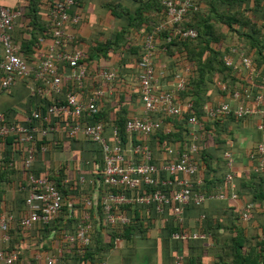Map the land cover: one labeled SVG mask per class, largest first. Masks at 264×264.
<instances>
[{"label": "crops", "instance_id": "1", "mask_svg": "<svg viewBox=\"0 0 264 264\" xmlns=\"http://www.w3.org/2000/svg\"><path fill=\"white\" fill-rule=\"evenodd\" d=\"M55 1L57 0H0V5L10 9L11 11L19 12L18 17L15 20L13 30L14 36L19 45L31 44L33 43L32 40L34 35H41L42 30H44V33L45 31H48L47 34L45 33V42L43 43L42 48V52H45V54L35 55L34 57L32 56L33 59L30 61H27L25 57H22L30 65H37L39 63L38 61L46 56L48 50L50 49L49 46L54 44L49 33L51 31V8ZM78 1V10L81 14V21L78 25L73 27L68 26L67 29H65L68 37L64 45H66L65 49H67V52L73 53L83 51L85 53V65L88 67V72L84 87L79 89L72 80H69V76L72 75L73 69L68 68L69 70L67 69V72L64 74L65 77H63V81L68 82H64V84H67L65 88L68 89L71 87V90H68V93L77 94L79 98L85 99L89 96H93L94 91L97 88L103 89L107 92L109 86L114 87L111 93H106L105 101L107 102H105L103 106L107 107L108 111H110L108 118L110 122L117 118V110L121 108L127 109L128 118H142L144 116V106L141 102L140 96L138 79L139 70L137 62L140 53L145 50V42L149 36H151L154 40L155 49L152 53L153 64L157 71V77L160 81L162 90H174L176 82L175 75L179 73V66H177L178 61L176 58L165 54V47L157 49V45H161V43L157 44L153 35L154 27H156V24H153V19L157 18V5L158 3H162V0ZM1 54L2 49L0 47V55ZM232 60L234 67H240L242 65L241 60L237 55L233 54ZM109 69L113 70L117 74L118 80L116 81V86L115 83L110 85L102 78L103 71ZM239 70L237 69L236 71L241 73H239V75L242 78V82L245 81L248 85L243 90L242 97L245 102L244 106L254 108L255 97L259 94H264L263 88L255 90L258 88L255 80L259 77L258 75H255L256 77L253 79L254 75H251L248 70L242 67H240ZM35 79H18L2 97L0 96V112H6L7 110L15 111L16 117H14L13 120V124L15 125L24 124L25 118L30 115V113L37 112L41 106H44V101L47 100L51 104L56 102L54 94L50 92H47L44 95L32 93L30 87L36 86L37 88H42L43 90L47 87V78L39 80ZM239 87L243 89V84L239 83V85H235L234 88L239 92ZM208 92V96H205L208 99L205 106L213 105L217 102H230L234 109H237L240 106V104L238 105V100L234 99V94H229L226 82H222L220 80L216 81L215 84L211 86V89H208ZM178 93L180 92H177V94ZM177 100L180 106L183 105L178 99V96ZM28 110H30V113ZM39 113L42 114L43 112L39 111ZM43 115L45 116L46 112H44ZM231 117L234 116L231 115ZM222 118L223 123L218 125V127H213V129L208 132L204 146H202L201 149L203 150V155L210 165V169L208 170L212 172L211 177H224V182L221 186L222 188H219L218 191L220 190L221 193H226L227 196L231 193L237 194V191L241 190L242 195L240 198L238 197L237 199H232L229 197L227 201V205L236 206L235 212L233 213V215L236 213L237 217H239L236 220V223L243 225V227L250 226L249 220L247 221L243 219V212H246L249 219L253 217L254 220L252 219V224L257 227L258 223H264V202L262 203L263 205L254 203L251 200L253 195L248 194V192L253 191L252 193H254L253 188L258 187L259 180L258 177H253L254 173L263 175L264 180V172L255 171L257 160L254 157L256 147L258 145L256 138L258 137V130H260L259 126L264 122V115L253 114L246 117L244 120H237L235 117L236 122H233V120H231L227 115H222ZM41 123L42 122L40 121L36 123V127L38 129L41 127ZM74 123L75 119L69 117H50L48 122H43L46 126L49 125L54 127V130L49 131L46 136L51 139V149L49 153L39 154V157L35 160V165L37 168L43 169V172H41L42 174L47 173L49 176H56L61 173V175L65 176L63 182L64 184H68L67 187L70 189L67 200L71 204L72 215L75 216L71 224H69L68 220L65 219L62 221V225L60 227L62 229L59 228L55 231L52 230L50 235H48L47 238H44L43 241L45 242L46 247L43 248V251L47 250V247L50 245H52V251L56 249L58 250V247H60L61 244H57V241L63 230L70 231L72 234L76 233L77 226L82 220L78 221V218L80 217L79 215L85 211V207L82 205L84 203V199L88 197L81 192V190L85 188V185H81L79 178L84 177L85 174L91 176L92 173L89 174L87 168L93 164L95 159L99 158L97 148L100 147L97 143L90 141L88 137L83 135L75 137L69 136L68 132L73 127ZM110 130L111 129H107L105 137L110 143H112L113 141ZM218 132H220L219 138L221 141H217L212 136V133L215 135L218 134ZM36 134L37 138L43 137L38 130ZM143 137L144 136L141 135L136 138L145 140V137ZM9 138L12 137H6V139L0 143V147L3 148V152L6 151L5 153H2L3 155H1L3 157L2 163L4 166L2 165L0 169H9L8 167H13L14 170L11 169L9 172H18L23 168V165L28 157V152L25 151L24 146H21L19 142L16 143L17 145L15 147L11 148L8 145L9 143L6 142ZM9 142H11V139H9ZM152 145L155 152L156 162L158 164H162V162L167 159V154L164 149L160 150L159 147H157V140L152 142ZM126 148V155L133 159V143L128 140ZM9 149H11L10 152ZM11 151H13V154H10ZM225 153H230L234 160L230 171L226 166ZM200 163L202 169L204 170L199 174V178L202 179L203 174L205 175L206 173L205 170H207V166L203 160ZM5 164L8 165L7 168L5 167ZM96 168L99 169V166ZM98 171L94 173L97 174ZM225 171H227V173L224 175ZM230 172L233 175V180L228 182L226 180V176ZM2 175L3 173L0 171V211L4 216H12L9 215V211L13 212L15 206V211H17L19 201L22 198V194L19 192L23 191H19L18 181L23 179V181H25L26 179L25 185H27L28 176L30 174H28L27 177L24 176L22 179V175L17 173L14 178H9L8 182L6 181V176L1 179ZM55 178L61 180L60 175ZM243 185H245V188H242ZM74 187L75 189H73ZM146 192L145 186H143L139 189L132 190L131 196L137 197ZM262 192L264 195V186ZM213 193L219 194V192ZM98 195H100V192L95 191L92 193L91 198H88L91 202H93L95 198H98ZM212 198L213 197H211V199L207 198L201 208L191 207V209L186 211L184 214V224L186 227L185 233L191 235L205 234L200 232L203 221L202 214L210 213L215 217L222 215V217L228 221L227 225L221 230V233L226 234L223 238H228V236L232 237L230 231L232 228L230 220L233 219V215L231 216V213L227 215L223 214V212L226 211V208H224V210H218L217 212V208L215 207L216 201L214 200H218V198ZM228 209L229 208H227V210ZM156 214L157 217L152 219L153 223L149 229L154 232L148 235L150 240L143 241L142 239H136L131 242L128 241L129 243L127 244L122 240L120 243L121 245H118V249H116L115 253L112 254L113 256H111V264H173V262H167V255L161 253V244L163 239H161L160 235L162 228L165 225H175V222L177 221L174 220L172 213V219H170V215L166 214V216L164 211H156ZM97 224L98 226H101L99 223ZM98 226L94 229V236L103 233L107 238L108 234L104 232L106 227L103 226L104 229H102V227ZM72 229L74 230L73 232L71 231ZM251 233L250 235L252 238L249 233L248 236L251 240H253L255 239V235L253 236ZM259 233H261V230ZM27 234L28 233L24 234L26 237L23 240V248L25 250L30 248L28 247L29 245L32 246L33 249L40 248L42 246H39L37 242V239L41 238L40 232H38V234H36L33 238V233L30 237ZM72 234L65 235L64 237ZM154 234H156V236ZM205 235H207V237L201 243L204 249L201 262L202 264H216L217 247L214 244L215 240L211 234ZM155 237L157 241L153 242ZM6 244L7 243L2 245V247ZM147 245L151 250L156 247L155 253H153L150 261H148L150 258L144 254ZM130 248L135 249L136 253L129 254ZM52 251L48 250L47 253L37 252L38 254L35 255V259L42 260L44 264V262L46 263L47 256L54 257L56 255V253H53Z\"/></svg>", "mask_w": 264, "mask_h": 264}, {"label": "trees", "instance_id": "2", "mask_svg": "<svg viewBox=\"0 0 264 264\" xmlns=\"http://www.w3.org/2000/svg\"><path fill=\"white\" fill-rule=\"evenodd\" d=\"M58 1V0H57ZM165 0H162V3H158L157 5V18L153 19V24H156L154 27L153 35L155 41L161 43V45H157V49H162L165 47V54L176 58L178 61L177 66H179V73L185 79V88L183 91H179L177 94L178 99L181 101L183 105H181L180 115L177 116H161L159 117L163 120L162 127L154 131L149 136H144L145 140L137 139L136 137L141 136L142 134L136 133H127L125 131L126 121L130 118L127 117V109L121 108L117 113V118L110 122L109 113L107 107H103L106 95L99 99L98 101V111L96 114H85L82 119V122H87L88 124H96L97 122H103L105 129H112L116 127L119 132V136L123 142V148L127 151L126 143L131 141L133 143V147L136 144H146L148 145L150 151L153 154V163L156 162L155 152L152 148V142L155 140L158 141L157 147L159 149H164L167 154V159L164 161H168V151L170 149L179 150V153L184 152L185 143L189 140V132L190 126L188 124V119L190 117L195 116L199 121L201 126L200 129V141L198 143L199 149L198 154L195 156L197 160L198 170L191 179L196 182L199 179V174L204 171L201 167V161L207 162L205 156L203 155V150L201 149L204 146L206 141L208 132L213 129V127H218L221 123H223L222 115L217 116L215 118H211L206 116L204 111V106L208 102V99L205 96H208V89H211V86L215 84L216 81L220 80L222 82H226L228 92L230 95L238 92L235 89V85H239V83L243 84V89L238 88L239 93L241 95L240 100H238V105L244 106L245 102L243 99V90L248 85L245 81L242 82V78L240 77L238 71L234 70L233 66H227L224 57H232V48L239 49L243 51V53L253 59V67L256 69L257 75L259 78L255 80L257 87L255 90H259V88H263V76H264V0H196L195 6L196 9L192 6L191 8L186 10V13L181 16H177V13H172L170 10V6L164 3ZM56 1L54 2V4ZM53 4V5H54ZM79 1L69 10V20L62 27L63 35L60 36L59 40H61L60 47L58 52L65 51L66 39L68 37L65 29L68 26L73 27L79 24L81 21V14L78 10ZM179 5L177 6V10L179 9ZM152 11V10H151ZM76 12V13H75ZM78 15L80 17L78 22L73 21V17ZM51 24V22H50ZM51 31L49 33L51 40L56 41L58 39L57 36L54 35V30L52 25H50ZM189 29H193L196 31L197 36L195 38L185 37L179 30L186 31ZM48 32V31H47ZM45 31V33L47 34ZM150 32V31H149ZM44 30L41 31V35H34L31 44L28 45H19L17 43V39L14 36V31L12 32V42L17 47L18 53L21 57H25L27 61L32 60V56L35 55H44L45 52H42L43 43L45 42ZM47 38V37H46ZM51 46V45H50ZM49 46V47H50ZM1 47V45H0ZM2 49V47H1ZM3 50V49H2ZM57 51V50H56ZM48 50L45 57L41 58L38 62L40 63L42 60H45L48 56ZM142 53L139 55L138 62L142 58ZM3 60V51L0 55V61ZM153 61V59H152ZM82 62H85L83 59ZM154 65V64H153ZM234 65V64H233ZM58 76L63 79L64 74L67 72V69H72L67 63L59 62L57 65ZM68 69V70H69ZM139 70V67H138ZM86 71L88 72V67L86 66ZM86 72V76H87ZM140 73V72H139ZM238 74V75H237ZM241 74V73H240ZM174 75V74H173ZM4 72L0 71V96L2 97L7 91L1 89V82L4 78ZM256 76H253V79ZM31 78L35 79L34 76ZM244 78V77H243ZM22 80H29L23 79ZM19 79V80H21ZM18 80V79H17ZM15 80V82L17 81ZM39 80V79H35ZM118 78L116 79V81ZM116 81L115 86L117 85ZM65 81L62 80L61 84V92L59 94L54 95L56 98V102L54 104H64L66 103V94L68 90H71V87L68 89L65 88L67 84H64ZM68 83V82H65ZM14 84V83H13ZM69 86V84H68ZM140 88V83H139ZM115 91V90H114ZM70 92V91H69ZM220 92V91H219ZM242 92V93H241ZM257 93V92H256ZM113 95V94H112ZM140 96H141V88H140ZM104 99V100H103ZM103 100V102H102ZM102 102V103H101ZM100 103V104H99ZM192 104V107H187V104ZM44 106L39 108V111L43 113L46 112L47 107L51 105L49 101L43 102ZM245 107V106H244ZM31 110V109H30ZM30 110L28 112L30 113ZM33 113V112H32ZM42 113V114H43ZM24 114V113H23ZM31 114V113H30ZM0 115L3 116V119L7 123H13L15 116V111L7 110L6 112H0ZM232 114L229 115L230 119L235 121V117H231ZM246 117L239 118L236 117L237 120H244ZM56 119V118H53ZM41 127L38 129L39 133H41L42 128H45L46 125L41 123ZM260 126H263V129L258 130L257 139V147L255 154L257 155L258 146L261 143H264V122L261 123ZM170 130L167 132V130ZM137 135V136H136ZM47 136V135H46ZM40 137L37 138V134H34V158L33 163L30 167H26L25 163L23 168L20 171L9 172V170L13 169V167H8L5 164V167L9 169H0L3 175L1 177L4 178L6 176V181H9V178L12 179L20 173L22 175V179L24 176H28V174L36 175L39 177H44L50 180L57 186L59 191L62 194V206L57 215V217L48 224L36 222L30 227H23L20 224V220L22 216L29 215L30 211L28 210L25 202L27 198V193L25 191L19 192L22 194V198L19 201L18 210L15 211L16 206L14 207L13 212L9 211V215H12V220H6V225L4 228L0 227V232L9 236V241L4 247L5 254L15 253L17 255V259L15 260V264H43L42 260L35 259V255L37 252H46L48 250L52 251V245L47 247V250L43 251V248L46 247L44 238H47L48 235L52 232V230H57L61 227L62 221L65 219L68 220V223L71 224L74 217L71 211V204L67 200V196L69 194V190L67 185L64 184V177L61 176V180L55 178L56 176H49L47 173L43 172V169L37 168L35 165V160L39 157L38 155L41 153H49L51 149V139L48 137ZM143 136V135H142ZM213 138L217 141L220 140V132L218 134L212 133ZM143 137V138H144ZM6 139V138H5ZM11 139V142H9ZM6 140L8 145L12 148L15 147L19 142L18 137L14 136ZM90 139V138H89ZM3 141V140H1ZM90 141H92L90 139ZM221 141V140H220ZM178 142V143H176ZM100 147V146H99ZM42 148H45V151H42ZM11 149H9L10 152ZM6 152V151H5ZM3 148L0 147V168L3 163ZM10 154H13L11 151ZM97 154L99 155L98 159H95L91 166H88V173H92L91 176L85 174L84 178L86 182L81 185H85V188L81 190L82 194L91 198L92 193L95 191H99L100 195L98 198L93 200L91 207H86V204L83 203V207H85V211L79 215L78 221L81 220L84 215L90 212L92 228L89 232L90 243L85 246L83 249V254L78 252V249L81 247L78 243H71L67 240L65 235L72 234L70 231L63 230L57 244H61L58 247V250L52 251L55 252L56 255L54 257L55 261L53 264H111V256L115 253V250L118 249V242L125 241L126 244L134 241L136 239L150 240L148 235L150 233H154L152 230H149L152 225V219L157 217V205H140V204H130V205H120L114 206L113 212L124 214L129 222L126 224H116L115 226L109 224L106 221V217L104 215V211L102 208V202L105 194L108 191H117L116 189H108L103 185V170H104V161H103V152L101 148H97ZM128 157V156H127ZM134 158L136 161L141 159V156H137L134 154ZM4 166V165H3ZM99 166V169L96 167ZM207 170L205 175L203 174V178L201 179V183L199 185H195V192L204 193L209 199L211 197L216 198L217 195L221 194L220 190L222 188L224 182L223 178L211 177L212 172L210 169V165L206 163ZM258 163H256V167ZM14 170V169H13ZM99 170V171H98ZM229 170V169H228ZM95 174L94 172H97ZM230 171V170H229ZM51 172V171H48ZM53 172V171H52ZM227 171L224 172V175ZM63 176V178H62ZM258 177V187L253 188L254 193L251 191L248 194H252V201L256 204H262L264 202V195L262 194V189L264 186L263 175H258L256 173L253 174V177ZM24 180V179H23ZM19 180L18 189L21 191V187L26 184L25 181ZM91 182V183H89ZM76 187V185H75ZM75 187L73 189H75ZM245 188V185L242 186ZM120 193L124 192L127 195H131V191L129 189L120 190ZM145 190L149 191L150 188L145 186ZM213 192H219L213 193ZM238 197H241V190L237 191ZM217 194V195H215ZM225 196L223 199L214 200L216 201L215 207L218 210H224L223 214L227 215L231 213V216L235 212V205H227L228 198L230 195L226 196V193L222 192ZM86 197V198H88ZM212 198V199H213ZM233 199V198H232ZM226 201V204H225ZM224 202V203H223ZM204 205H195L194 203H190L185 207L184 214L191 207L201 208ZM263 205V204H262ZM172 205L170 207L166 206L164 208V214L173 215ZM87 208V209H86ZM227 208H229L227 210ZM1 214V211H0ZM78 214V213H77ZM166 215V216H167ZM201 231L205 234H211L214 238L215 246L217 247V261L216 264H264V223H258L257 227L252 224V219L248 218L249 225L243 227V225H239L236 223L237 217L236 213L233 215V219L230 220L231 223V235L228 238H223L225 233H221V230L224 226L227 225L228 221L222 217V215L215 217L210 213H203ZM253 215V213H252ZM10 217V216H9ZM174 217V215H173ZM244 219V218H243ZM175 220V217H174ZM247 220V221H248ZM254 220V219H253ZM77 221V222H78ZM176 221V220H175ZM99 223L101 226H98ZM179 223V222H178ZM175 222V225H165L161 231V239H163L161 248L162 254L167 255V262L173 264L178 261L180 264H202L201 260L203 258V239L193 240V239H184L181 236L178 238L174 237V234L179 233V235H183L186 232L185 230V222L179 223ZM106 227L104 231L107 235L100 233L99 235L93 234L95 227ZM104 226V227H103ZM62 229V228H60ZM261 230V233H259ZM32 231V232H31ZM74 231L73 229L71 230ZM40 232V236L42 240L37 239L38 245L40 248H32V246H28L27 250H25L23 240L26 237L24 234L30 237L32 234V238L36 236ZM252 232V233H251ZM66 233V234H65ZM250 233L254 236L255 239L251 240L248 236ZM156 236V234H154ZM251 236V235H250ZM152 237V236H151ZM252 238V236H251ZM64 239V240H63ZM153 242H156V237ZM33 240V239H32ZM129 241V242H128ZM145 244V243H144ZM197 244V245H196ZM199 244V245H198ZM144 246V245H143ZM156 247L154 249H150L147 245L145 253L150 261L152 259L153 253H155ZM144 250V248H143ZM131 251V252H130ZM157 251V250H156ZM136 253L135 249L130 248L129 254ZM182 257V259H181ZM177 258H180L177 260ZM182 260V261H181ZM42 261V262H41ZM0 264H3L0 261ZM44 264H47V262Z\"/></svg>", "mask_w": 264, "mask_h": 264}, {"label": "built area", "instance_id": "3", "mask_svg": "<svg viewBox=\"0 0 264 264\" xmlns=\"http://www.w3.org/2000/svg\"><path fill=\"white\" fill-rule=\"evenodd\" d=\"M196 0H165L164 3L169 5L172 13H177L179 17L186 13V10L195 6ZM77 3V0H58L51 9V25L54 30V35L58 37L54 44L50 46V52L45 60H42L37 65H30L18 53L17 47L12 42V32L14 30L15 20L19 15L18 11H11L10 9L0 5V45L3 51V60L0 61V71L4 72L5 76L2 79L1 87L4 91L11 88L15 80L25 78L29 79L32 76L36 79H46L47 87L42 88L30 87L32 93L37 95H44L50 92L54 95L61 92L62 78L58 76L57 64L59 62L67 63L72 69L73 73L69 76L79 89L83 88L86 80V65L82 62L86 55L83 51L65 52L59 51L63 35L62 27L69 20V10ZM179 9L177 10V6ZM80 17L78 15L73 17L74 22H78ZM185 37L195 38L197 33L193 29L186 31L179 30ZM264 35V31H263ZM145 50L142 53V58L138 63L139 67V83L141 88V102L144 106V116L133 117L126 121L125 131L127 133L142 134L149 136L154 131L162 127L163 120L161 116H177L180 115L181 107L177 100V92L183 91L185 88V79L178 73L175 75V89L162 90L160 81L157 77V71L153 65L152 53L155 49L154 40L149 36L145 42ZM57 50V51H56ZM232 54L237 55L241 60L242 68L249 71L251 75H257L256 69L253 67V59L246 56L243 51L232 48ZM227 66H233L232 57H224ZM234 67V66H233ZM240 67H234V70H239ZM240 71V70H239ZM104 81L113 85L117 79V74L113 70H105L102 73ZM264 85V76H263ZM114 87L108 88V91L103 89H96L93 96L85 99L79 98L77 94L68 93L65 97L64 104H51L46 111V115L39 112H33L25 118V123L22 125H15L4 121L3 116L0 115V143L6 137L17 136L21 146H24L25 151L28 152V157L25 162L26 167H30L33 162V142L34 134L38 128L36 123L48 122L50 117H69L75 119L73 127L68 132L69 136L75 137L83 135L90 138L97 143L103 152L104 170H103V185L108 189H116L117 191H108L102 202V208L106 221L115 226L116 224H126L129 222L128 218L121 213L113 212L114 206L140 204V205H157V211L163 212L166 206L172 205L173 215L175 220L179 223L184 222L185 207L191 202L195 205H201L205 202L207 197L204 193L195 192V185L201 183V178L194 182L191 177L195 175L198 170L196 155L198 154L199 141L201 138V126L195 116L188 119L190 126L189 140L185 143L183 153L179 150L170 149L168 151L169 160L162 162V164L153 163V154L146 144H136L132 152L141 159L136 161L135 158L127 157L126 151L123 148V142L119 136L118 129L114 127L111 131L112 143L105 137V126L103 122L96 124H88L82 122L85 114H96L98 111V101L104 97L106 93H111ZM264 91V86H263ZM235 100H240V93L235 92L233 95ZM254 108L239 106L234 109L230 102H217L213 105L204 106L206 116L215 118L220 115L230 114L243 118L253 114L264 115V94H259L254 99ZM187 107H192L188 103ZM263 129V126H259ZM54 130L53 126H45L42 128L41 135L45 137L49 131ZM170 130L168 129L167 132ZM45 151V148H42ZM257 160L258 166L255 168L257 172H264V143L258 146L257 155L254 156ZM227 169L231 170L233 166V157L230 153H225ZM226 180L231 182L233 175L230 172L226 176ZM79 182L84 184L86 179L79 178ZM91 183V182H89ZM147 186L150 188L146 193L140 194L137 197L127 195L123 189H139ZM22 191L27 192L26 206L30 214L24 216L20 220L23 227H30L36 222L48 224L53 221L62 206V194L53 182L44 177H38L30 174L28 176L27 185L21 187ZM216 198L223 199L225 196L221 193ZM231 198L237 199L238 195L232 193ZM86 207H91L92 202L89 198L84 199ZM243 218L248 220L249 216L243 212ZM12 216H4L0 214V227L4 228L6 220H12ZM90 212L86 213L81 222L77 226L75 234L67 236V240L71 243H78L81 247L78 249L80 254H83L85 246L89 245V232L92 228ZM182 237L184 239H205V234H188L179 233L174 234L175 238ZM9 241V236L0 232V261L3 264H15L17 255L15 253L5 254L2 247ZM118 242V245H121ZM55 257V256H54ZM54 257L47 256V264H53ZM180 258H177L179 260ZM105 264V263H103ZM175 264H180L178 261Z\"/></svg>", "mask_w": 264, "mask_h": 264}, {"label": "clouds", "instance_id": "4", "mask_svg": "<svg viewBox=\"0 0 264 264\" xmlns=\"http://www.w3.org/2000/svg\"><path fill=\"white\" fill-rule=\"evenodd\" d=\"M52 9V8H51ZM106 82V81H105ZM85 85V84H84ZM84 85H83V87H84ZM97 89H100V88H97ZM105 135H106V130H105Z\"/></svg>", "mask_w": 264, "mask_h": 264}]
</instances>
